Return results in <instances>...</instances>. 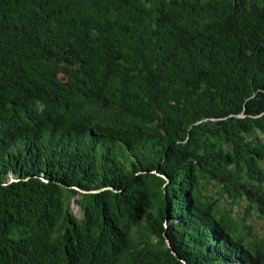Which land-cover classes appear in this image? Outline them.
Segmentation results:
<instances>
[{
	"label": "trees",
	"instance_id": "trees-1",
	"mask_svg": "<svg viewBox=\"0 0 264 264\" xmlns=\"http://www.w3.org/2000/svg\"><path fill=\"white\" fill-rule=\"evenodd\" d=\"M252 211L264 0H0V264H264Z\"/></svg>",
	"mask_w": 264,
	"mask_h": 264
},
{
	"label": "rangeland",
	"instance_id": "rangeland-1",
	"mask_svg": "<svg viewBox=\"0 0 264 264\" xmlns=\"http://www.w3.org/2000/svg\"><path fill=\"white\" fill-rule=\"evenodd\" d=\"M216 191H217V188L209 184L208 193L216 194ZM71 208L78 217H82V214H83L82 209L75 201L71 202ZM235 208L238 214L239 213L241 214L240 218L243 217V210H240V207L238 206H235ZM246 223L248 225L251 224L255 228V230L258 231L259 233H262V234L264 233V219L259 217L256 211H252L251 215L247 217Z\"/></svg>",
	"mask_w": 264,
	"mask_h": 264
},
{
	"label": "built area",
	"instance_id": "built-area-1",
	"mask_svg": "<svg viewBox=\"0 0 264 264\" xmlns=\"http://www.w3.org/2000/svg\"><path fill=\"white\" fill-rule=\"evenodd\" d=\"M10 178H11L12 180L14 179L12 175H10Z\"/></svg>",
	"mask_w": 264,
	"mask_h": 264
}]
</instances>
